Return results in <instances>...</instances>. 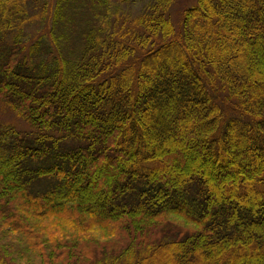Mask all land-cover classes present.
<instances>
[{"label":"trees","instance_id":"16d2710c","mask_svg":"<svg viewBox=\"0 0 264 264\" xmlns=\"http://www.w3.org/2000/svg\"><path fill=\"white\" fill-rule=\"evenodd\" d=\"M176 1L0 0V264H264V0Z\"/></svg>","mask_w":264,"mask_h":264},{"label":"rangeland","instance_id":"374dc122","mask_svg":"<svg viewBox=\"0 0 264 264\" xmlns=\"http://www.w3.org/2000/svg\"><path fill=\"white\" fill-rule=\"evenodd\" d=\"M197 0H178L176 1L175 5L171 9V19L173 23L175 24L176 29H179L182 22V16H183V10L189 7H192L196 4ZM46 3V13L48 9V16L44 17V4ZM55 5V0H28V24L26 26L27 31L30 33V35H33V38L40 37H48L49 36V30L51 27V12L53 10V7ZM140 5V4H139ZM130 11L134 15H138L140 13V8L130 6ZM124 9V7H123ZM46 37V38H47ZM0 122L5 124H10L13 127H16L17 130L25 132V133H34L33 130L28 126V124L23 121L22 119L18 118L16 114L12 110H10L7 105L0 101ZM179 136H177L178 138ZM183 137V136H182ZM177 138H175V144L177 146ZM185 140V139H184ZM183 140V141H184ZM181 140V143L184 144L181 147L184 148L186 151L191 150L188 144L184 143ZM186 141V140H185ZM174 143L171 146V149L174 147ZM175 148V147H174ZM185 151V152H186ZM195 156V155H193ZM184 165L182 163L177 167L179 169H183ZM183 171V170H182Z\"/></svg>","mask_w":264,"mask_h":264}]
</instances>
